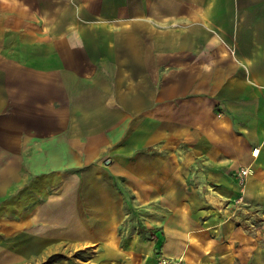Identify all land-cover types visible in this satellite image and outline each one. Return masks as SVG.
<instances>
[{
	"label": "crops",
	"instance_id": "obj_1",
	"mask_svg": "<svg viewBox=\"0 0 264 264\" xmlns=\"http://www.w3.org/2000/svg\"><path fill=\"white\" fill-rule=\"evenodd\" d=\"M163 257L264 264V0H0V264Z\"/></svg>",
	"mask_w": 264,
	"mask_h": 264
},
{
	"label": "built area",
	"instance_id": "obj_2",
	"mask_svg": "<svg viewBox=\"0 0 264 264\" xmlns=\"http://www.w3.org/2000/svg\"><path fill=\"white\" fill-rule=\"evenodd\" d=\"M248 174V169L247 168H241L238 171V182L240 185V191L242 192L243 189V185H244V181H245V177ZM241 200V197H239L238 201ZM237 201V202H238ZM157 264H181V261L179 259H172V258H160L157 262Z\"/></svg>",
	"mask_w": 264,
	"mask_h": 264
}]
</instances>
